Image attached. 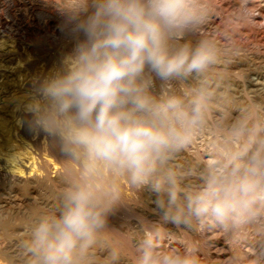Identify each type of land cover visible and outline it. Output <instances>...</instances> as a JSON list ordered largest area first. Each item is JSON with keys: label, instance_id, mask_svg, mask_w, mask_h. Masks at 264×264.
<instances>
[{"label": "clouds", "instance_id": "1", "mask_svg": "<svg viewBox=\"0 0 264 264\" xmlns=\"http://www.w3.org/2000/svg\"><path fill=\"white\" fill-rule=\"evenodd\" d=\"M64 17L72 43L59 65L34 80L22 101L36 134L60 141L63 152L83 159L85 170L108 168L137 189L150 191L153 211L174 225L203 219L228 227L245 223L264 204V146L250 156L231 154L213 166L206 186L183 192L165 165L190 143L203 118V93L189 104L155 92L174 80L203 73L215 61L207 43H176L203 22L198 0H45ZM118 196L101 201L84 186L69 188L59 215L31 229L24 248L35 264H81L82 254L105 226ZM147 235L138 264H203L194 246L157 252ZM116 254L114 253V256Z\"/></svg>", "mask_w": 264, "mask_h": 264}, {"label": "bare ground", "instance_id": "2", "mask_svg": "<svg viewBox=\"0 0 264 264\" xmlns=\"http://www.w3.org/2000/svg\"><path fill=\"white\" fill-rule=\"evenodd\" d=\"M25 1L29 4L30 8L36 10L38 14L42 16L48 12L44 7L40 6L45 0ZM198 3L204 12L203 22L194 29L187 31L182 39L175 41L176 43H189L193 47L199 45L200 43H207L211 46L214 52H217L219 55L224 57L223 62L225 66H235V68L241 65L244 60L242 58L244 57L243 54H245L246 50L249 49L248 46L251 45L248 41L253 43L255 46L254 53L257 54L259 52L260 42L264 39V0H198ZM18 4V0H0V8L5 9L6 11H4L6 13H12L14 7ZM2 11L0 12V185L4 187H9L13 184L39 185L41 183L52 182L56 179H64L69 181L74 186L87 187L88 190L92 191L96 194V196L98 195L99 197L100 195L101 198L103 197L104 200L112 193H115L119 197L124 192H126L127 195L128 193L131 194L132 198L130 199H133V197H148L149 199H155L154 195L150 191L146 189H137L131 186L125 176L116 175L108 168L99 167L97 171L88 172L85 170L84 160L82 158H70L69 162L64 161L62 151L60 150V152L53 144H49L48 141L49 139H52L51 137L46 138L43 133L36 134L33 131H30L28 125L21 122L26 121L29 118L24 112L21 102L24 101L33 91L35 78L46 73L48 67L50 69L51 65L54 66L53 63L55 62V59L57 62L55 63L59 65L62 56H56L55 54L56 57L53 58L54 62H48L52 63L48 67L44 64V62H46L44 58H47V56L43 57L42 55L41 58L44 59V62H41L43 60L40 59V53L45 50L44 49L42 51V42L45 38H47L48 31L41 26L34 27L30 24V21L25 20L26 25H24V27L29 31L24 34L25 40H27V46L25 45L24 49L28 51V54L24 59L19 57L20 59L17 61L15 60V63L9 61L8 59L13 58L10 56V51L13 53L17 48H9L11 44L9 45L8 38L13 37L16 32L14 33L13 31L15 29L9 27L8 25L11 26V24H9L10 20H13V23L17 21L18 14L11 15L12 19H9L4 17ZM50 13L53 15L54 22L57 24V31L52 33L55 37L54 43H56L55 46L57 45V47H61L59 45L61 41L59 40L60 37L58 38L56 36H58V34L60 36L63 35L62 31L64 30L62 29L64 17H62L54 7L53 11H50ZM28 45H32L33 53H29L30 48ZM60 50L62 49L60 48ZM45 51L44 54L47 55ZM62 54H65V52ZM51 59L52 58L48 61ZM53 66H51V68ZM198 75L193 74L192 77ZM231 77L232 76L226 75L225 78L229 85L234 84L235 82V77L234 79ZM191 99L192 97L190 96L184 97L186 104H189ZM238 125L239 130L233 132L231 134V138H224V140H226L224 141L226 144L234 142L237 146H240L241 144L245 146V139L243 140L242 138L244 136L243 130L248 129L251 122L248 120L238 121ZM258 136L260 135L258 134ZM36 144H40L39 146L41 148L39 149L42 150L51 148V152L53 150L55 157L63 160L62 164H56L55 160H53V162L52 159L48 157L49 154L47 155L45 152L43 154L42 152L37 151L35 148ZM246 146L248 147L249 145ZM261 146H264V135L260 137L258 148ZM185 147L173 154L171 160L175 164L173 163V165L169 166V169L174 171L176 177L179 178L178 184L181 189V194H183V192H194L205 187L206 181L213 170V166L217 164V162L223 163L225 161L223 159L215 160L212 151H208L207 153H203L202 151L201 153V150L198 149L197 146H194V149L192 150ZM181 171H185L186 174L188 172V174L186 175L184 173L185 175H181ZM125 201L128 202L129 200ZM135 201L137 200L135 199ZM113 205L116 206L117 204ZM120 210L121 209L118 210V208L116 209L113 207L112 211L107 214V220L105 223V225H114L112 224V219H115L118 223L117 228L112 227L111 229H118V232H120L123 227H120L119 224L122 223L123 225L124 223L126 224L132 222L128 220L129 217H131L130 214L124 213V210L123 212ZM256 210L257 214L255 216L257 218L261 217L260 219H262V223L264 224V204H257ZM144 216L145 215L142 217ZM159 217L162 216L159 215ZM159 222V229L162 227L163 230L164 227L169 233H167L168 238L164 240L161 236H159L160 233H158L161 229L160 231L155 229L158 231L157 233L159 235H156V233L154 235L153 231L155 230L153 229L155 227H147L146 230L143 225L138 222L137 224L135 223L136 230L133 233L131 242L136 247V249L133 250L134 252H137L136 254H138V245L140 242L147 235L151 234L156 239L157 251H160V249L163 251H170L174 249L182 251L186 246H194L196 254L201 257L203 264H208V257L214 258L213 261L209 262L210 264H264V248L261 249L263 251L256 254L257 245L254 239L250 237L251 240L249 241L247 240L248 236H246L249 234L250 227L256 226L257 229H259V225L253 223V218L245 223H237L228 227L222 226L210 218L203 219L191 227L174 225L168 221H162L161 219ZM260 222L261 221H259V223ZM107 227H109V225ZM117 233L114 234L113 237L118 234L121 235L122 231L121 233ZM118 237L119 236H117L116 239ZM115 241L117 243V240ZM100 242V250L98 245V247L95 248L93 245L95 243L92 244L94 247L91 248L89 246L91 248V250H89L90 252L98 253L99 256H97L100 258V264H137V262L131 261L130 258L126 257V254V256L121 254L120 250V252L115 251L116 248L114 249L112 242L108 238L100 237ZM259 247L260 246H258V248ZM114 253L116 254L115 256ZM206 254L208 256H206ZM92 258L93 257H91V259ZM94 262L97 261L95 260Z\"/></svg>", "mask_w": 264, "mask_h": 264}, {"label": "rangeland", "instance_id": "3", "mask_svg": "<svg viewBox=\"0 0 264 264\" xmlns=\"http://www.w3.org/2000/svg\"><path fill=\"white\" fill-rule=\"evenodd\" d=\"M18 2L19 4L16 7H14V10L12 11V13H6L5 9L0 8V10L1 9L3 10L1 11L4 17H7L9 19H12L11 15L18 14L17 21L13 23V20H10V22H12V23L9 22L11 26L8 25L9 27L15 29L13 31L14 33L16 32L13 35V37L8 38V41H9L8 43L9 45L11 44L9 48H14V49L17 48L18 50L15 49L14 52H18V53L13 52L14 53L13 54L10 51V56L13 58H10V59L7 58V59L11 62H14L15 60L16 61L19 60L20 58L24 59L26 55L28 54V51L24 49L25 45L27 46L26 44L27 40H25L24 34L29 31L27 30V28L24 27V25H26L25 23V20H26V21H30V24L32 26L34 27L41 26L47 29L48 31L47 38H45V40L42 42V48H43L42 51L44 49L45 50L47 49L46 51L44 50L47 53V55L44 54V51L40 53L41 55L39 54L40 59H42L41 58L42 55L43 57L47 56V58H44L46 62H44V59H42L43 61L41 62H44V64L48 67L50 66V64H52L48 62H54L53 58H55L57 55L63 56L62 53L64 52L66 53L67 51L71 49L72 43L70 42V38L68 37V35L65 34L66 33L65 31H62L63 35L61 36L59 34L58 36H56L57 35L56 34L55 35L56 37L58 38L60 37L59 40L61 41L59 45L61 47H57V45L55 46L56 44L54 43L55 37L53 36L54 34L52 33L57 31V26H56L57 24L54 22L53 15L50 13V11H53V7L50 6L49 4H46L45 1L40 5L48 11L47 12L48 14L47 13L44 14L45 16L38 14L36 10H33L32 8H30L29 4L25 0H18ZM248 43L251 44V45L248 44L249 45L248 48L249 49L251 48L250 49L251 51L247 49L245 52V54L247 53L246 56L245 54H243L244 57L242 58L244 60L241 64L242 66L239 65L240 67L237 66L235 68V66H232V67L225 66L223 62L224 57H222V55H219L217 52H214L215 61L212 64H210L207 67V69L200 75L194 76V77L190 76L184 80L171 81L169 84L164 85L163 89L161 88L160 82L159 81L157 82L156 87H155V92L157 94H159L161 91H165L169 94L180 95L183 98L185 96H190L193 99L194 96L197 95V93L199 92L203 93V96H204L203 98V118H202L200 125L192 133L190 143H188L185 148L192 150L194 149L193 148L194 146H197L198 149L201 150V153L202 151L203 153L212 151V153L214 154L215 160H220V159L226 160L231 154L240 152L244 149L247 150V153L250 152L249 153L250 155L257 150L259 142H260V137L264 135V39L260 42L259 52L257 53L258 55L254 53L255 46L253 45V43H250L249 41ZM28 46L31 49L30 51V49L28 48L29 53L30 52L33 53L32 45H28ZM60 48L62 50H60ZM55 50H58V51H55ZM49 56L50 58H52L50 61H48L50 59ZM55 62H56V59H55ZM55 62L53 64L57 65L56 64L57 62L56 63ZM51 66H50V69H51ZM48 70H49V67L47 71ZM234 70H235V73H234ZM226 75L232 76L231 77L232 79H234L235 77L234 84L229 85V83L225 79ZM11 77H14V76H11ZM243 120L244 121L248 120L249 122H251L250 127L246 130H243L244 136L242 137L243 140L245 139L244 140L245 146L246 145H249V146L248 147L246 146V148L243 144H241L240 146H237L236 144H234V142L230 144H226V142H224L226 141L224 140V138L225 137L231 138V134L239 130L238 121H243ZM258 134L260 136H258ZM56 140L57 139L52 138V139H49L48 142L49 144H53L56 148H58L59 151L61 150L64 161L69 162L71 157L67 156L63 152L61 143H59L60 141L59 140L56 141ZM255 141H257L258 143ZM221 143L222 144L224 143V144L222 145ZM39 145L40 144H36L35 146L37 151H40L43 154L44 152L47 155L49 154L50 156L48 155V157L51 158L52 161L55 160L56 164H60V165L62 164L63 160L55 157V155L53 154V150L51 152V148H48L47 150H42V149H39L41 148ZM252 149H254L255 151ZM173 163L174 162H172V160L169 159L165 165V170L169 169V166L173 165ZM184 173L186 174L185 171H181V175H185ZM178 179L179 178L177 177V180ZM72 187H75V186L72 185L69 181L64 180V179H56L52 182L41 183L39 185L38 184L36 185L13 184V185H10L9 187L8 186L4 187L0 185V241H1L0 242V250H1L0 251V264H35L33 257L30 254H28L24 248L25 242L30 238L31 229L34 227L36 223L39 222L41 218L45 216H55L61 213V211L63 210L64 202H65V193L69 188H72ZM124 193L121 194L122 196L121 195L119 196L120 198L118 197L117 201L114 203L117 205L116 206L113 205V207L116 209L118 208V210L121 209L120 210L121 212H123L124 210V213L130 214L131 217H129L128 220L132 222L126 223V224L124 223L123 225L122 223L119 224L120 227L122 226L123 227H122V230L118 232L117 231L118 229L117 230L114 229V228H117L118 223L115 221V219L114 220L112 219V222H113L112 224L114 225L106 224L105 227H103L98 232L97 234L98 237H96V240L93 242L95 244L93 243L92 244L95 246V248L99 246V250H100L101 249L100 237L108 238L112 242L114 249L116 248L115 251H118V252L121 251V254H123L124 256L127 255L126 257L130 258L131 261L137 262L138 264V254H136L137 253L136 251L135 252L133 251L134 249H136V247L131 242L133 233L136 230L135 226L137 222L143 225L145 229L147 227H152V228L155 227L153 230L156 229L158 231H160L161 229L160 232L156 230L153 231V234L155 235L156 233V235H159L158 233H160L159 236H161L163 240L168 238L169 233H168V230L164 227H163V230H162V227L159 229L158 224L160 223L159 222L160 219L162 221H166V220H164L162 217H159V215L161 214L158 211H153L155 207L153 203L154 199H149L148 197L147 198L146 197L145 198L144 197L142 198L133 197V199H130L132 198L131 194L128 193L127 195L126 192ZM123 196H124V199H123ZM98 198L101 201H104V198L103 197L101 198L100 195ZM126 198H129V199H126ZM135 199L137 201L140 200L138 201V204H137V201H135ZM125 200L127 201L129 200V201L126 202ZM132 202H135V203H132ZM143 215L145 216L142 217ZM260 218H257L256 216L253 218V223L258 224L259 229H257L256 226L250 227L249 234L246 235L248 236V239L246 237L247 240L250 241L251 238L254 239L257 245L256 254L264 250L263 249L264 248V224L262 223V219ZM259 221L261 222L259 223ZM108 225L109 227H107ZM112 227H114L113 228L114 230L111 229ZM255 227H256V230H255ZM104 228H107V229H104ZM121 231H122V234L121 235L118 234V233H121ZM116 233L118 235L113 237L114 234ZM110 234L112 235V237ZM117 236H119L120 238L118 237L116 239ZM113 238L117 240V243ZM92 244L90 245L91 248L94 247ZM258 246L260 247L258 248ZM90 247H88L82 254L81 264H100L101 261H99L100 258L98 257L99 256L98 253L90 252L89 251L91 250ZM119 248H121L122 250ZM161 251L163 250L160 249V251L158 250L157 252H161ZM1 253H2V256H1ZM206 256L208 255L206 254ZM91 257L93 258L95 257L94 259L97 262H94L95 260L93 258L91 259ZM211 258L208 257V261H207L208 264H210L209 262L213 261L214 259L213 257Z\"/></svg>", "mask_w": 264, "mask_h": 264}]
</instances>
